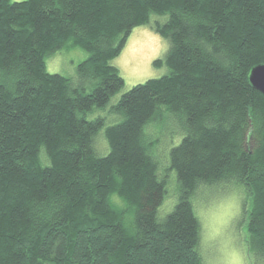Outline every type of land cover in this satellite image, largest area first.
Wrapping results in <instances>:
<instances>
[{
	"label": "trees",
	"instance_id": "trees-1",
	"mask_svg": "<svg viewBox=\"0 0 264 264\" xmlns=\"http://www.w3.org/2000/svg\"><path fill=\"white\" fill-rule=\"evenodd\" d=\"M149 24L170 72L121 97L99 156L106 122L87 115L124 87L111 61ZM71 47L88 53L77 81L47 70ZM263 64L264 0H0V264H204L197 200L230 188L264 264ZM164 114L184 132L167 169L148 141Z\"/></svg>",
	"mask_w": 264,
	"mask_h": 264
},
{
	"label": "rangeland",
	"instance_id": "rangeland-1",
	"mask_svg": "<svg viewBox=\"0 0 264 264\" xmlns=\"http://www.w3.org/2000/svg\"><path fill=\"white\" fill-rule=\"evenodd\" d=\"M26 1V0H13ZM156 16H153L154 21ZM170 48V41L157 34L151 25L135 28L122 53L111 61L118 68L124 79V87L114 95L105 109H95L87 117L89 120L102 117L106 126L96 139V151L99 156L110 152L105 131L122 120L113 107L121 97L133 87L151 79H158L169 74L170 69L164 63L156 66L155 62L164 59ZM88 58V53L80 47L63 48L47 58V70L60 74L74 81L78 80L79 66ZM179 125L167 115L157 120L153 128L148 129V141L155 143L160 164L167 169L170 152L179 145L184 132L179 131ZM168 165H166L165 163ZM245 193V191L243 190ZM238 188L224 191H207L206 197L199 198L196 203L197 214L201 222V254L204 264H253L248 249V217L244 214L247 196ZM178 202L176 175L168 182V195L160 209L164 218L172 212Z\"/></svg>",
	"mask_w": 264,
	"mask_h": 264
},
{
	"label": "water",
	"instance_id": "water-1",
	"mask_svg": "<svg viewBox=\"0 0 264 264\" xmlns=\"http://www.w3.org/2000/svg\"><path fill=\"white\" fill-rule=\"evenodd\" d=\"M249 81L254 89L264 95V64L252 69Z\"/></svg>",
	"mask_w": 264,
	"mask_h": 264
}]
</instances>
